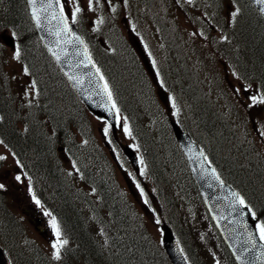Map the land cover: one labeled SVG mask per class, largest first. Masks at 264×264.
Returning a JSON list of instances; mask_svg holds the SVG:
<instances>
[{
    "label": "rangeland",
    "instance_id": "obj_1",
    "mask_svg": "<svg viewBox=\"0 0 264 264\" xmlns=\"http://www.w3.org/2000/svg\"><path fill=\"white\" fill-rule=\"evenodd\" d=\"M239 2L240 0H191V2L189 0H99V3H97L96 0H93L90 9L89 0H61L64 12L70 21L74 7H80L81 11L78 14L76 23L86 35L90 47L92 46L96 53L102 54V56L106 54L107 56L112 52L113 58L119 60L117 58L119 48L125 46V49L132 53L137 63L141 64L148 72L152 83L151 95L146 87L140 89L134 87L132 91L126 87L127 92L123 93L122 89H117L114 84L117 94L121 91L119 93L121 97L123 95L126 98L129 93L132 96L134 107L138 106L140 111L152 118H160L161 123L164 121H178L183 127L189 126V129L193 131L201 144L209 149L216 148L220 157L227 155L226 150H229L231 156L237 158L233 162L230 161V164L235 168H246L245 181L253 187L254 195L258 194L263 201L264 135H261V133H264V102H261V100L264 98V67L260 66L256 60L258 62L264 61V25L260 27L254 22V16L251 17L247 13L249 8L244 4L239 20L234 23L235 20L232 19L231 14L236 9L235 4ZM247 16L249 17V27L248 32L246 31L244 35L245 40L243 42L240 34L241 25ZM99 19H103L102 24L96 23ZM172 20L177 21L181 29L183 24L184 34L190 37V42L195 40L199 43L195 47L190 44L192 50L188 49L190 55L187 59L193 73H198L197 70L201 66L204 78L205 74L209 75L211 73V67L215 70V76L206 79L209 80V84L205 80L203 82L205 96H199L200 91L195 79L191 78V80L193 79V85L189 84L197 90V102L199 101V104L202 103L206 106L208 103H212L213 108L208 109L213 113L215 112V117L220 118L224 125L222 123L220 126L216 119L211 117L206 119L204 123H200L201 129L196 132L195 123H193L195 119L193 120V116L187 114L190 112L189 107L187 108L188 100L180 95L178 89H176L179 83L185 86L186 69L182 66L180 68L173 66L172 76L177 79V82L175 79L163 75V72L168 71L167 59L172 60L177 66V62H179L177 56L168 46V42L172 40L173 44L170 47L175 45L179 48V41L182 39L181 34L177 32V26ZM153 22L156 25L158 24L157 26L160 28L167 46L166 49L163 48L161 41L156 43L148 31L154 29ZM132 24L136 26V32L139 33L140 30L143 33V40H147L150 45L149 47V45L142 42L143 46L145 45L143 47L144 51L139 49L138 38L128 35V32H131L130 27L132 29ZM132 31L135 32L133 29ZM2 34L9 35L12 38L15 37V34L7 29L0 30V38ZM177 35L178 39L176 41L172 36ZM100 40L103 44L99 42ZM185 45L187 46L188 42ZM145 48L148 49V53ZM150 48L156 50L155 65L160 70L161 75H157L151 67L148 54L153 55V53L149 52ZM14 53V49L6 47L0 40V91L3 92L7 109H9L11 118L17 123L19 129L24 130V127L30 124L33 126V132L43 133L41 136L45 142L44 145L51 147L56 166L62 170L58 175L53 174V182L57 180L56 177H73V185L80 194H84L81 199L85 201V209L88 207L87 209H91L96 213L100 209H104L109 201L107 199L103 200V196L99 198V193L93 197L92 189H94L93 186L99 188L97 182H106V184L103 183L101 189L108 193L111 190L114 193H112L115 198L113 203L116 204L119 200L124 209L128 211H130L128 209L130 206L133 212L139 218L141 217L145 225V233L159 246L161 227L163 222L167 224L168 219L165 218V211H161L159 207V205L162 207V203L159 198H156L157 193L150 183L149 176H147V167L144 164L142 155L136 148L129 130L125 132L127 126L123 121V116L120 114L118 124L113 132H109L110 130L105 122L92 116H89L87 125L73 128L71 125L68 126L67 123L65 125V119L61 118V121L59 118V113L61 114L59 108L61 107H57L54 113H56L58 120L60 119L65 128V134L64 138L58 136V134L53 136L56 129L51 126V121L48 118L40 117L37 112L47 109L52 111V108L46 107V102L59 106L58 97L56 94L50 93L39 97L40 92L37 87L33 89L31 86L35 80L31 70L34 65H37L39 57L36 61L34 60L35 64L33 65L30 60L23 59L22 55L19 60L15 59ZM135 53L137 57L140 55L139 57L143 62L138 60ZM196 53L200 55L199 59ZM181 58H183V61L186 60L184 56ZM25 67L28 68V74L24 72ZM38 73L39 70L37 69L36 74ZM40 77L44 79L42 74ZM46 79L50 83H56L58 87L60 86L58 82L50 80H54L52 75ZM124 84L126 86V83ZM64 91L67 92V89ZM252 97L256 98L255 102H253ZM38 104H44L45 108L37 109ZM217 111L218 113H216ZM203 114L206 113L203 112ZM221 116L225 118V121ZM220 127L229 131L223 134ZM28 129L31 130V128ZM105 129H107V135H105ZM210 130L218 132L220 134L219 139L216 141L211 139L210 141L206 134ZM221 137H224V139ZM72 140L74 145L71 144ZM124 146H130L137 154L139 159L138 173L133 171L132 166L122 155ZM64 149L65 152L66 150L70 152L65 153ZM0 156L5 157L4 160H0V183L5 185L4 189H0V208H6L10 215L17 220L20 228L16 236L17 248L11 247L19 255L16 258L11 251L16 263L19 264L21 258L25 260L23 258L24 254L29 253L31 250L35 253L43 252L52 258V243L56 239L50 223L53 216L45 214L52 212L54 207L55 195L53 196L51 193L52 188H49L50 186L47 185L44 176L37 175L34 180L30 179L28 175L25 178L23 175L25 171L20 170L21 168L19 164H16L14 156L3 143H0ZM157 156L160 164L165 165L159 152ZM241 158H245L244 162ZM90 166L95 168L88 173L91 170ZM16 175L21 176L20 181L15 180ZM28 183L34 184L35 196L39 198L41 203L37 204L36 199H33L35 196L32 190H29L31 188H28ZM160 186V190L166 191V205L168 206L169 202L176 201L180 208L175 212L176 218H174V221L177 226L186 228L188 223V226L190 228L194 226L195 230V225L201 224L205 231L210 233L211 236L213 235L202 222L199 223V213L196 219L195 215L192 217L194 224L185 221L181 213L186 217H188V214L182 196L174 188L168 191L169 187ZM140 189H143L144 196L141 195ZM55 191L56 189L54 193ZM60 192L62 196L64 190H60L59 194ZM173 193L175 197H172V195L174 196ZM252 197H254L253 194ZM58 198L60 199V197ZM145 198L148 200L147 205L144 204ZM125 199H128L129 206L124 204ZM189 213L194 214L190 209ZM129 215L132 217L130 213ZM166 216L168 217V215ZM157 220H159V223L156 222ZM170 226L173 228L172 225ZM187 229L190 230L189 227ZM198 229L202 230L203 228ZM205 231L203 234L206 236ZM62 238L65 239L64 236ZM0 241L2 240L0 239ZM19 247H25L24 251L20 252ZM0 248H3L8 254L7 249L4 245H1V242ZM62 250L64 260L66 255L64 249ZM149 255L153 257L150 251ZM68 260L67 258L64 264H69Z\"/></svg>",
    "mask_w": 264,
    "mask_h": 264
},
{
    "label": "trees",
    "instance_id": "obj_2",
    "mask_svg": "<svg viewBox=\"0 0 264 264\" xmlns=\"http://www.w3.org/2000/svg\"><path fill=\"white\" fill-rule=\"evenodd\" d=\"M243 4L249 8L247 13L251 17L252 15L254 16V22L262 27L264 25V19L257 14L247 0H240L239 3L235 4L239 12L235 17L234 23L238 21L239 16H241ZM248 20L249 17L247 16L241 25L240 34L242 35L243 42L245 40L244 35L249 27ZM4 29L11 30L15 34V38H17L16 47L19 48L20 56L22 55L23 59L30 60V63L34 65V60L36 61L39 57L37 65H34L31 70L37 90L40 92L39 97L49 93L56 94L58 97L59 106L51 102H46V107L52 108L53 113L48 109L45 111L39 110V112H37L40 117L48 118L51 121V126L56 129L54 130L53 136L57 133L62 135L65 133V128L60 122L61 118L66 120L65 125L67 123L68 126L71 125L73 128H80V125H87L90 115L86 112L84 106L40 44L29 19L24 0H0V30ZM184 42H188V46L191 44V46L194 47L199 44L195 40L190 42L187 38ZM169 48L172 49L173 53L178 58L175 48L170 46ZM90 53L95 64L100 69L104 80L108 83L113 100H115L118 105L119 113L123 116L129 133H131L134 139L136 148L142 154L144 164L147 167V176H149L151 180L150 183L157 193L156 198H159L162 203V207L161 205H159V207L161 211H165L164 215L165 218L168 219L167 223L172 225V229L175 232L189 264H217V262H219V264H235L204 209L189 174L186 162L175 143L168 123L166 121L161 123L160 118H152L148 114L140 111L138 106L134 107L132 96L129 93L126 98H124L123 95L121 97V94H119L121 91L123 93L125 91L127 92L126 87L130 88L131 91L134 87L137 89L146 87L151 95L152 83L149 78L150 76L142 71L137 60L133 58L132 53L128 49H125V46L119 48V56L117 57L119 60L113 58L111 55L112 52L107 56L106 54L105 56L99 53L97 54L93 50H90ZM180 57H182V55ZM197 58H200L198 54ZM253 60L255 61L256 59L254 58ZM256 62L264 67V61L258 62L256 60ZM166 66L168 71L166 73L162 71L163 75L171 77L177 82V79L172 76V70L173 66L175 68H178V66L170 59L166 60ZM37 69L39 70L38 74H36ZM189 69L186 68L187 79L184 81L185 86H183L182 83H177L179 86H176V89H178L180 95H183L188 100L187 108L189 107L190 112L187 114L193 116V120L195 119L193 123H195V131L197 132L201 129L200 123H204L206 119L213 117L218 124L220 121V118L217 119L215 117V112L213 113V111L208 109L210 107L213 108L212 103H208L206 106L202 103L199 104V101L197 102V90L192 86L193 79H195L198 90L200 91L199 96H205L203 93L205 88L203 82L205 80V82L209 84V80L206 79L214 77L215 70L211 67V73L209 75L205 74L203 78L201 66H199V70H197L198 73H193L192 68ZM41 74L44 79L40 77ZM51 75L54 80H50L52 82H58L60 84L59 87L56 83H50L46 79ZM191 78L193 79L191 80ZM124 83H126V86ZM114 84L117 89H122L118 94L114 89ZM65 89H67V92L64 91ZM57 107H61L59 108L61 109V114L58 112L60 115L59 120L56 113H54ZM41 108H45V105L38 104L37 109ZM203 112L206 114H203ZM216 113H218V111ZM221 117L225 121V118L223 116ZM222 123L224 125L223 121ZM28 128L32 130L33 126L27 124L24 130L17 127V123L12 120L11 113L4 102L3 92L0 91V140L12 151L22 165L30 164V166L40 167L45 161L50 164V159L55 160V157L51 147L44 145L45 142L41 136L43 133H36L33 132L34 130L31 131ZM184 130L203 148L208 159L215 167L220 179L232 186L242 195L246 202L257 213V216L261 220H264V200L262 201L258 194L254 195L255 192L253 187L245 181L246 168L242 169V167L235 168V166H232L230 161L233 162V160L235 161L237 158L231 156V153L227 151V155L220 157L216 148H205L196 138L192 130L189 129V126L184 127ZM221 130L224 134V128H221ZM206 134L210 141L211 139H215V141L219 139V133L216 131L210 130L207 131ZM158 152L159 155L161 154L162 161L165 165L160 164L157 156ZM244 160L245 158L242 159L243 162ZM48 167L52 168V165ZM94 168V166H90L91 170H89L88 173ZM34 174L38 175L35 171ZM103 183L106 184L104 181L96 183L100 189L99 192H96L104 197L103 200L107 199L109 203L104 209H100L98 213L91 209H87L88 207L85 209V201L81 199V194L74 187L73 198L71 195L67 194L68 189L66 188L62 194V198L59 199V204L55 211L57 219L62 226L67 227V237L72 242L69 246L70 249L65 251L66 258L64 260L63 256H61L60 260H55L45 255L43 252L35 253L31 250L29 253L24 254L23 258H25V260L21 258L19 264H64L67 258L69 259V264H169L160 247L145 233V225L141 217L139 218L130 208L127 202L128 199L124 200V204L129 206L128 209L130 211L125 210L119 200H116V204L113 203V200H115L112 195L113 192L110 190V193H108L101 189ZM160 185L169 187L167 189L168 191L174 188L182 196L188 214V217H186L181 213L185 221L187 220L189 223L192 222L194 224L192 217L195 215L196 219L199 213V223L202 222L213 235L211 236L210 233L205 231V228L201 224L195 225V230L194 226L190 228L185 221L184 222L187 223L186 228L177 226L174 218H176L175 212L180 208L176 201L169 202L168 206L166 205V191L160 190ZM252 194L254 197H252ZM172 197H175V194L174 196L172 195ZM189 209L192 210L194 214H190ZM166 215H168V217ZM174 225L176 226L175 228ZM188 227L190 230L187 229ZM197 227L203 229L199 230ZM19 230L20 228L17 220L10 215L6 208H0V239L3 241L0 242L1 245H4L7 249L12 264L17 263L11 251L16 258L19 257V255L14 252L15 249L12 250L11 248L12 246L17 248L16 236ZM204 231L206 232V236L203 234ZM18 249L20 252H23L25 247H19ZM149 251L153 254V257H150Z\"/></svg>",
    "mask_w": 264,
    "mask_h": 264
},
{
    "label": "water",
    "instance_id": "obj_3",
    "mask_svg": "<svg viewBox=\"0 0 264 264\" xmlns=\"http://www.w3.org/2000/svg\"><path fill=\"white\" fill-rule=\"evenodd\" d=\"M249 1L264 17V12L261 11L264 5L257 4L255 0ZM47 2L48 0H37L35 8L43 25V27H38L32 17V6L26 0L28 13L42 45L50 54L87 110L96 118L105 120L112 130H114L116 113L112 107L111 100L102 91L103 82L99 78L100 74L96 72V67H92L91 64L88 67H84L82 64L77 66L78 62L82 59L80 53L83 52V46L77 45L74 48L72 44L64 43L63 34H54L57 31L55 28L57 21L52 19V15L55 13L59 16L61 13L55 0H51L52 8L47 7ZM72 31L75 35L79 36L74 27H72ZM69 39H71V34H69ZM3 40L6 45L12 47L10 38H3ZM49 49L60 54L61 61L58 62ZM65 52L67 55L64 54ZM65 60L67 63L64 62ZM69 75L79 76L82 84L74 87V82L68 79ZM171 126L176 141L184 154L190 174L197 186L204 207L235 263L264 264V259H257V257H260L264 253V243L256 236L257 247L251 251L249 250L251 249V244L246 243L249 234L255 236L256 221L252 220L250 215H244L243 220H241V214L239 212H232L229 208L232 193L236 191L228 184L223 183L221 185L219 181L214 180L211 172L213 168L208 166L198 146L175 124L172 123ZM124 152L136 168L137 160L134 153L129 148H125ZM246 211V209L241 210V212ZM245 224L247 225V230L245 229ZM161 243L172 264H188L171 230L165 224H163ZM0 264H10L2 249H0Z\"/></svg>",
    "mask_w": 264,
    "mask_h": 264
},
{
    "label": "snow or ice",
    "instance_id": "obj_4",
    "mask_svg": "<svg viewBox=\"0 0 264 264\" xmlns=\"http://www.w3.org/2000/svg\"><path fill=\"white\" fill-rule=\"evenodd\" d=\"M97 3H99V0H96ZM189 2H191V0H189ZM255 2L257 4H261L264 5V0H255ZM28 3L32 6V17L34 19V21L36 22V25L38 27H43V25L41 24V19L40 16L37 14L36 12V4H37V0H28ZM55 3L59 6L60 8V15L57 16L55 13H53L52 15V19L57 21V24L55 26V28L57 29V31L54 33L55 35H61L63 34L64 36V43L65 44H72V46L75 48L77 45L79 46H83V52L80 53V55L82 56V59L78 62V65H83L84 67H88L89 64L92 65V67H95V63L92 61V58L90 56V54L87 52V46L84 44V41L77 35H75V33L72 31L71 27L67 24V20L68 17L66 15H63V11H64V7L63 4H61V0H55ZM93 5V0H89V8L91 9ZM42 6H43V2H42ZM47 7L48 8H52V2L51 0H48L47 2ZM81 9L79 6L74 7L72 14H71V22L72 24H75L77 22L78 19V14L80 13ZM114 11V9H113ZM261 11L264 12V8H261ZM239 9H236L235 11L232 12V19L235 20L236 15L238 14ZM97 24H102L103 23V19H99L97 22ZM69 34H71V39H69ZM52 52V55L55 57V59L59 62L61 61V55L58 54L56 51L49 49ZM65 55H67V53H64ZM14 58L19 60L20 59V50L19 48L16 49L15 53H14ZM65 63H67V61H64ZM24 72L25 74H28V68L25 67L24 68ZM96 72L100 73V69L96 68ZM100 80H104L103 75H100ZM68 79L70 81H73V86H79L82 84V81L80 79L79 76L77 75H69ZM32 88L35 89L36 87V83L35 81L32 82ZM102 91L108 96L109 99L112 98V92L108 86L107 81L104 82L103 84V88ZM253 102L256 101L255 97H252ZM261 102H264V98H262ZM173 106H175L173 104ZM112 107L115 108V102L113 101L112 103ZM118 111V109H117ZM125 132H128V129L125 128ZM105 135H107V129H105ZM261 135H264V133H261ZM0 143H3L2 141H0ZM201 155H203L201 153ZM5 157L4 156H0V160H4ZM204 159L206 160L207 157H204ZM212 172V178L216 181H219L221 185H223V181L220 180V177L218 174H216L215 169L211 170ZM15 180L16 181H20L21 180V176L20 175H16L15 176ZM211 186V185H209ZM137 187L139 188V185L137 184ZM5 185L3 183H0V189H4ZM31 191V189H29ZM141 195L144 196V192L143 189H140ZM33 199H35V197H33ZM36 203L38 204L39 201L37 200ZM144 204L147 205L148 204V200L147 198L144 199ZM229 208L231 209L232 212H239L241 214V220H243V216L244 215H250L251 219L256 221L255 223V236L252 234H249L248 236V241L246 243H250L251 244V249H249L250 251L252 249H255L257 247L256 245V236H258L259 240L261 242H264V220H261L258 216L257 213L253 210V208L246 202L245 198L240 195L239 193H232V199L229 202ZM242 209H246V212H241ZM46 215L51 216V213H45ZM157 223H159V220L156 221ZM51 226L52 229L54 231L55 234V241L52 243V249H53V259L55 260H60L61 256H62V249H64V247L67 245L68 241L66 239L62 238L61 235V229L58 225V223L56 222L55 217H52L51 221ZM245 229L247 230V225L245 224ZM239 259V257H238ZM257 259H264V253H262V255L260 257H257ZM217 264H219V262H217ZM244 264H247V262H244Z\"/></svg>",
    "mask_w": 264,
    "mask_h": 264
},
{
    "label": "bare ground",
    "instance_id": "obj_5",
    "mask_svg": "<svg viewBox=\"0 0 264 264\" xmlns=\"http://www.w3.org/2000/svg\"><path fill=\"white\" fill-rule=\"evenodd\" d=\"M220 124H222V121L220 120L219 121V125ZM221 126V125H220ZM229 130L228 129H224V133H226V132H228ZM219 136H220V134H219ZM221 138H223L224 139V137H221ZM227 152H229L230 153V151L229 150H226ZM242 159V158H241ZM51 160V162H50V164L48 163V162H46L45 161V163H43V164H41L40 165V167L38 166V167H36V166H32L31 165V168L36 172V174H38V176H44V178L46 179V180H48V178H50V176L52 175V173L55 171V166H56V163H55V161H54V159H50ZM49 165H52V168H49L48 166ZM62 178V177H61ZM59 186V184H58V182H57V184H56V187H58ZM63 230H64V232L66 233V234H68V230H67V227H65V226H63Z\"/></svg>",
    "mask_w": 264,
    "mask_h": 264
},
{
    "label": "flooded vegetation",
    "instance_id": "obj_6",
    "mask_svg": "<svg viewBox=\"0 0 264 264\" xmlns=\"http://www.w3.org/2000/svg\"><path fill=\"white\" fill-rule=\"evenodd\" d=\"M55 175H58V174H60V171H58V173H54ZM57 178V180H60V181H64V182H67V181H69V183H70V186H72L73 185V177H69V178H65V177H60V178H58V177H56ZM60 188H62V185L60 184V186H59Z\"/></svg>",
    "mask_w": 264,
    "mask_h": 264
}]
</instances>
